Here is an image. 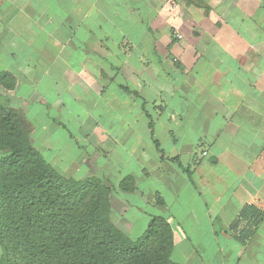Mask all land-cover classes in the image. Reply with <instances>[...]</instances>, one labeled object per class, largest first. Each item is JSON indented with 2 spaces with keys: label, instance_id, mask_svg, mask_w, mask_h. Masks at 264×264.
<instances>
[{
  "label": "crops",
  "instance_id": "crops-1",
  "mask_svg": "<svg viewBox=\"0 0 264 264\" xmlns=\"http://www.w3.org/2000/svg\"><path fill=\"white\" fill-rule=\"evenodd\" d=\"M0 70L23 101L40 89L43 157L72 116L112 209L116 190L146 225L167 220L174 261L264 264V217L246 244L228 228L264 199V0H0Z\"/></svg>",
  "mask_w": 264,
  "mask_h": 264
},
{
  "label": "trees",
  "instance_id": "trees-1",
  "mask_svg": "<svg viewBox=\"0 0 264 264\" xmlns=\"http://www.w3.org/2000/svg\"><path fill=\"white\" fill-rule=\"evenodd\" d=\"M17 79L0 70V95ZM0 264H181L171 258L173 230L152 217L130 240L109 218L110 189L99 178L66 177L31 142L21 116L0 100ZM119 187L133 189L130 177ZM264 217V199L245 202L229 224L246 244Z\"/></svg>",
  "mask_w": 264,
  "mask_h": 264
},
{
  "label": "rangeland",
  "instance_id": "rangeland-1",
  "mask_svg": "<svg viewBox=\"0 0 264 264\" xmlns=\"http://www.w3.org/2000/svg\"><path fill=\"white\" fill-rule=\"evenodd\" d=\"M25 85V83H22ZM36 90L31 94L28 92V99L23 101L20 99L18 95H15V92L1 93L0 100L6 105V107L10 109H14L22 119V124L24 129L28 132V135L31 139V142L34 146L39 147L40 143H42L41 133L42 128H44L45 134H52L47 127L46 123L51 121V115L46 114L49 110H46L48 106H43L41 104L40 97V89L36 86ZM66 122L59 121L57 124H61L60 128L63 133L61 135L64 137L60 142L61 146L58 150V154H54L51 157H47V159L51 160V164L53 167L60 172L62 175L66 177H72L75 179H83L88 176H94L99 178L106 186L111 189L112 185H110L101 175L103 174V167L101 168L98 164V160L96 161V156L90 154V151H93V146L90 145L91 140L88 135L87 137H80L77 134L82 135L83 130L80 127L76 130V124L73 122L72 116L67 119V115L61 114ZM98 124L102 123L103 119H101V115H97ZM116 117V115H113ZM66 118V119H65ZM87 122L86 127L94 126V122ZM83 124V123H82ZM71 129V130H69ZM85 131V128H84ZM73 133V136L71 135ZM65 136L68 137L65 138ZM75 143V144H74ZM60 145V144H59ZM113 147L106 145L104 143V147L102 148L100 154V163L104 164V160L106 159V151L111 154L113 153ZM0 152V156H1ZM108 158V157H107ZM74 161V163H72ZM108 165L111 166L110 169H114L117 171L119 168L114 163L108 162ZM114 188L118 191L121 190L119 185L117 186V182L113 183ZM119 192L113 193V203L114 209H112L110 202V213L109 218L110 222L119 230H121L130 240H135L138 238L143 231L146 229V223L144 222V214H138V209L132 208L130 211H127V202H121V196L118 194ZM109 201V200H108ZM122 212L126 215L123 216ZM129 223H132L129 226ZM179 238L178 234H176V240ZM193 260V259H191Z\"/></svg>",
  "mask_w": 264,
  "mask_h": 264
},
{
  "label": "built area",
  "instance_id": "built-area-1",
  "mask_svg": "<svg viewBox=\"0 0 264 264\" xmlns=\"http://www.w3.org/2000/svg\"><path fill=\"white\" fill-rule=\"evenodd\" d=\"M166 1L170 2L173 5H176V0H166ZM175 37L180 39L182 37V35L179 33H175ZM202 154H206V152H203Z\"/></svg>",
  "mask_w": 264,
  "mask_h": 264
}]
</instances>
